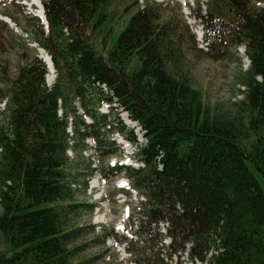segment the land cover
<instances>
[{
  "label": "trees",
  "instance_id": "16d2710c",
  "mask_svg": "<svg viewBox=\"0 0 264 264\" xmlns=\"http://www.w3.org/2000/svg\"><path fill=\"white\" fill-rule=\"evenodd\" d=\"M41 1L48 32L39 30L58 72L46 87L44 64L31 60L7 79L2 95L12 108L0 122V231L11 256L0 253V264H74L68 248L74 230L66 222L74 204H64L72 176L65 170L66 127L75 112L72 96L88 112L87 91L98 97L96 107L103 100L119 103L144 130L138 155L145 167L126 174L132 186L149 191L150 222L169 221V254L196 235L195 257L203 260L208 232L217 227L225 250L209 264H264V191L256 176L264 178V9L251 0H208L206 13L197 16L210 50L221 52L227 36L236 44L243 38L249 66L239 72L238 120L217 109L206 115L199 92L184 74L176 79L171 65L183 61L181 46L168 38L169 23L158 22V8L136 11L114 43L97 50L89 30L110 0ZM109 123L100 114L74 133L97 137L98 127Z\"/></svg>",
  "mask_w": 264,
  "mask_h": 264
},
{
  "label": "rangeland",
  "instance_id": "374dc122",
  "mask_svg": "<svg viewBox=\"0 0 264 264\" xmlns=\"http://www.w3.org/2000/svg\"><path fill=\"white\" fill-rule=\"evenodd\" d=\"M25 1L5 0L0 4V17L4 15L11 19L9 24L0 20V122L8 119L12 108L8 94L2 97L8 89L7 79H15L19 69L31 60L43 61V52L47 50L43 44L44 28L41 34L38 19L29 12L30 6L23 4ZM179 1L169 0L158 6L148 0L151 7L158 6V10L154 9L158 22L169 23L168 38L174 41L172 44L181 46L179 53L183 61L180 65H171L169 57L172 73H175L176 79H179L180 73L184 74L187 85L199 92L206 115L213 117L212 113L217 109L221 114L241 120L239 115L242 114L235 105L244 97V86L238 81L239 72L249 66L243 38L236 44L235 36H227L221 52L210 50L195 34L201 26L196 16L204 13L208 0ZM145 3V0H110L104 7L103 19L97 22L98 26L93 31L89 30L95 49L112 45L130 16L138 10V4ZM46 54L50 57L48 52ZM56 71L52 75L45 74L44 83L47 86L55 82ZM3 78L6 81H2ZM85 98L88 100V112L82 110L78 98L71 97L70 107H76L77 113L82 115L72 116L71 125L68 123L66 130L69 134L72 131L74 138L71 152H66L68 164L65 170L71 171L72 176L69 177L70 194L64 202L74 204L66 215L68 226L74 230L68 243V248H73L71 261L74 264H209L213 257L219 255L217 251L223 248L216 243L217 227L208 232L203 260L195 257L196 235L192 241L185 243L184 249L169 254L166 219L150 222L147 206L143 204L149 191L133 186L130 190L117 186L129 180L124 166L135 168L141 162L138 155L140 146L135 147L130 138L134 136L138 144L144 142L141 126L130 118L127 121L128 116L122 106L114 103L112 108L107 104L99 105L100 112H108V119L113 124L110 129L98 127L95 132L97 137L82 133L75 135L74 127L83 126V121L91 124L92 118L86 114H97L94 103L97 97L87 91ZM116 115H119L123 125L117 122ZM118 163L123 166L109 170L119 166ZM90 169L92 173L88 175ZM256 176L264 191V178ZM176 209L182 212L179 204ZM10 248L0 231V253L5 258L11 256Z\"/></svg>",
  "mask_w": 264,
  "mask_h": 264
},
{
  "label": "bare ground",
  "instance_id": "6f19581e",
  "mask_svg": "<svg viewBox=\"0 0 264 264\" xmlns=\"http://www.w3.org/2000/svg\"><path fill=\"white\" fill-rule=\"evenodd\" d=\"M182 1H186V0H182ZM30 3H31V5H34L36 8H38V6H37V4H38V2L36 1V0H31L30 1ZM36 15L38 16V17H41V11H40V9L36 12ZM45 56V55H44ZM52 71V70H51ZM51 74V73H50ZM50 77V76H49ZM0 106H1V104H0ZM218 249V248H217Z\"/></svg>",
  "mask_w": 264,
  "mask_h": 264
}]
</instances>
